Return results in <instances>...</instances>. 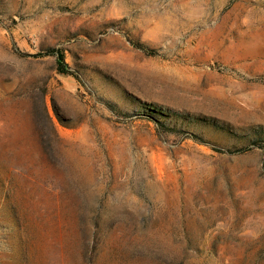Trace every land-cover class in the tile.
<instances>
[{
  "label": "rangeland",
  "instance_id": "rangeland-1",
  "mask_svg": "<svg viewBox=\"0 0 264 264\" xmlns=\"http://www.w3.org/2000/svg\"><path fill=\"white\" fill-rule=\"evenodd\" d=\"M0 264H264V0H0Z\"/></svg>",
  "mask_w": 264,
  "mask_h": 264
},
{
  "label": "trees",
  "instance_id": "trees-1",
  "mask_svg": "<svg viewBox=\"0 0 264 264\" xmlns=\"http://www.w3.org/2000/svg\"><path fill=\"white\" fill-rule=\"evenodd\" d=\"M47 53L51 54L55 58V63L58 72L62 74H69L68 65L65 62V56L61 50H49Z\"/></svg>",
  "mask_w": 264,
  "mask_h": 264
}]
</instances>
